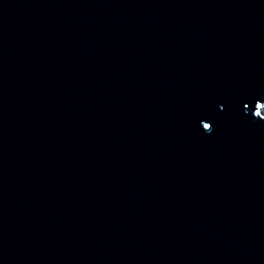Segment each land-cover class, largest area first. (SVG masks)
Listing matches in <instances>:
<instances>
[{
  "label": "water",
  "instance_id": "95a60500",
  "mask_svg": "<svg viewBox=\"0 0 264 264\" xmlns=\"http://www.w3.org/2000/svg\"><path fill=\"white\" fill-rule=\"evenodd\" d=\"M0 264H264V0H0Z\"/></svg>",
  "mask_w": 264,
  "mask_h": 264
}]
</instances>
